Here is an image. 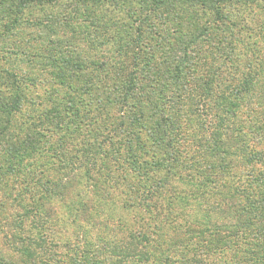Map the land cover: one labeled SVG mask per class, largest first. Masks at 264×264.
<instances>
[{"label": "trees", "instance_id": "obj_1", "mask_svg": "<svg viewBox=\"0 0 264 264\" xmlns=\"http://www.w3.org/2000/svg\"><path fill=\"white\" fill-rule=\"evenodd\" d=\"M24 22L35 44L9 47ZM0 43L51 81L30 98L0 70V264H42L54 200L95 217L82 177L152 222L68 264H264V0H0Z\"/></svg>", "mask_w": 264, "mask_h": 264}, {"label": "rangeland", "instance_id": "obj_2", "mask_svg": "<svg viewBox=\"0 0 264 264\" xmlns=\"http://www.w3.org/2000/svg\"><path fill=\"white\" fill-rule=\"evenodd\" d=\"M25 17V16H24ZM31 25L29 23H22L19 26L18 31L15 34V37H11L7 43H9V47H11L12 44H19L22 45V47H28V42L31 44H35V42L32 40L37 35V30L34 28H30ZM11 40H13L11 42ZM2 43H0L1 45ZM4 53H0V70L3 69H12L18 78L24 79L25 83L29 84V87L32 86L31 82L35 81V85L30 87L32 93L30 94V98L32 95L40 96L46 88L51 87V81L48 80V71L45 70L44 67L39 68V65L33 62L34 57L31 54L32 51L28 49L29 53H20L16 51L13 48H9L8 51L4 50ZM28 55V57L24 55ZM5 60H7V64H5ZM37 79V80H34ZM27 86V85H24ZM40 102V101H36ZM87 177L80 178V187L75 190V197L74 202L76 203L78 200H84L86 203L88 202L89 205L92 201L95 202V209L93 210V213L95 214V217L92 218L90 215L86 214V217L79 218L80 222L74 223L73 218L69 217L66 212L65 207L61 205L59 201H52L50 209L55 210L57 220L52 222L55 232L52 235V241L50 240L51 237H47V242L45 243V253L41 256V262L42 264H52V258L55 262V264H68L70 262V257H72L75 254H72L74 249H84V242H87L86 248H95L96 245H98V239L99 238H105L110 239L112 242H121L123 240V234L125 231L123 229L131 226L132 220L134 217H143L144 220L149 223L152 222L149 220L148 216L144 213H142V210L135 211L134 209L130 210H123L121 206L124 205V197L126 199V195L124 194V189L121 188L120 190H115V193L118 191V193H122L121 195H118V199L112 202L108 203H101V201L91 192V187L89 182L86 180ZM91 188V189H90ZM123 195V197H122ZM123 198V199H122ZM91 201V203L89 202ZM195 205L189 209V211H186L188 215L194 216L196 213L200 214L203 209L201 208L200 211L199 208H197L198 204L196 201L192 202ZM211 202H209V206H211ZM215 205V204H214ZM198 209V210H197ZM177 210V209H176ZM11 211H9L10 213ZM96 212H99V215L96 218ZM161 212V210H160ZM159 213V212H158ZM7 214V213H6ZM158 218H155V222L157 224H164L165 226V217L164 214H157ZM76 219V217H75ZM216 219V217H215ZM177 223L183 224L184 222H181V218L179 216L175 219ZM73 221V222H72ZM220 223L225 221L222 219L217 220ZM228 223V220H226ZM99 223L98 226L96 225ZM104 223H106V227L104 226ZM180 224V225H181ZM127 226V227H126ZM123 227V229H122ZM183 227V226H182ZM184 228V227H183ZM7 228L3 227L0 230V244L3 242L4 246H0V251L3 252L6 255L14 256V246L8 247L6 244V240L8 237H5L7 235ZM58 244V246H55ZM17 247V245H16ZM56 250V252H54ZM56 253V254H55ZM40 254V253H39ZM54 254V255H53ZM41 255V254H40ZM9 256V257H10ZM7 257V256H5ZM12 258V257H11ZM205 259L211 263V260L213 259L214 264H221V255H211L208 258L205 257ZM41 264V263H40Z\"/></svg>", "mask_w": 264, "mask_h": 264}]
</instances>
